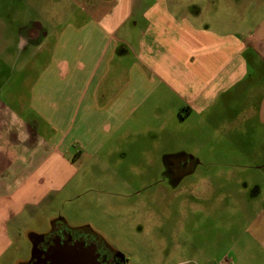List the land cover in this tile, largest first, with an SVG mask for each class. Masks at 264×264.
Returning a JSON list of instances; mask_svg holds the SVG:
<instances>
[{"label": "crops", "instance_id": "crops-1", "mask_svg": "<svg viewBox=\"0 0 264 264\" xmlns=\"http://www.w3.org/2000/svg\"><path fill=\"white\" fill-rule=\"evenodd\" d=\"M37 1L39 17L18 19L35 1L0 2V52L17 43L27 53L18 91L0 99V264H24L8 255L12 225L111 140L123 149L130 117L160 115L164 98L180 116H204L243 94L234 118L264 122V0H227L234 30L197 0ZM256 231L264 243V220Z\"/></svg>", "mask_w": 264, "mask_h": 264}, {"label": "rangeland", "instance_id": "rangeland-1", "mask_svg": "<svg viewBox=\"0 0 264 264\" xmlns=\"http://www.w3.org/2000/svg\"><path fill=\"white\" fill-rule=\"evenodd\" d=\"M33 1V10L18 8L17 19L22 12L39 17ZM197 1L211 21L238 27L235 5ZM19 49L15 43L0 52V99L18 91L12 80L22 75L18 66L27 54ZM170 100L163 99L160 115L131 116L123 149L111 140L98 157L79 163L80 174L63 192L13 224L8 255L28 262L34 237L64 226L88 232L131 264H264L256 236L264 220V122L234 118L232 108L249 102L243 94L204 116L185 110L180 116ZM187 155L194 157L193 174ZM175 162L181 170L173 179Z\"/></svg>", "mask_w": 264, "mask_h": 264}, {"label": "flooded vegetation", "instance_id": "flooded-vegetation-1", "mask_svg": "<svg viewBox=\"0 0 264 264\" xmlns=\"http://www.w3.org/2000/svg\"><path fill=\"white\" fill-rule=\"evenodd\" d=\"M186 159L191 160V164H193L191 170H189V173L193 174L195 170L194 157L193 155H187ZM177 163L172 164L173 169L176 171L181 170L178 169ZM217 174L221 176V173ZM179 175L177 172L173 173L171 177L176 179ZM209 175V172L204 171L203 177H209ZM32 253H34V257L32 255L30 260L24 264H62L58 255H64L65 253L77 254V256L81 255L82 257H87L91 253L93 264H129L115 251H112L110 247L92 238L88 232L71 230L64 226H54L50 233L34 237Z\"/></svg>", "mask_w": 264, "mask_h": 264}, {"label": "water", "instance_id": "water-1", "mask_svg": "<svg viewBox=\"0 0 264 264\" xmlns=\"http://www.w3.org/2000/svg\"><path fill=\"white\" fill-rule=\"evenodd\" d=\"M33 257H34V253H33ZM58 257H60L62 264H93L92 263L93 257L91 256V253L87 257H82L81 255L77 256V254H68V253H65L64 255H58Z\"/></svg>", "mask_w": 264, "mask_h": 264}, {"label": "built area", "instance_id": "built-area-1", "mask_svg": "<svg viewBox=\"0 0 264 264\" xmlns=\"http://www.w3.org/2000/svg\"><path fill=\"white\" fill-rule=\"evenodd\" d=\"M129 264H131V263H129Z\"/></svg>", "mask_w": 264, "mask_h": 264}]
</instances>
